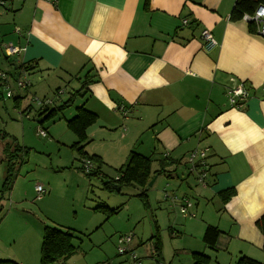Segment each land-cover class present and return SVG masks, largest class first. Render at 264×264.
<instances>
[{
    "label": "crops",
    "instance_id": "crops-1",
    "mask_svg": "<svg viewBox=\"0 0 264 264\" xmlns=\"http://www.w3.org/2000/svg\"><path fill=\"white\" fill-rule=\"evenodd\" d=\"M51 1L10 0L0 8V23L8 22L2 26L7 34L1 39L4 67L0 70L8 75L13 98H22L14 109L28 115L34 111L36 96L52 100L49 108L60 107L74 97L72 105L59 114L66 128L80 107L96 114L98 120L88 129L84 151L101 158L103 176L108 180L117 176L116 171L127 164L132 152L152 157L153 174L167 157L173 165L166 167V174L154 176L153 186L159 176L176 179L182 183L180 191L171 183L172 190L194 200V217H185L177 210L180 203L167 201L169 207L162 194L155 204L157 193L152 194L149 189L153 186H148V208L140 201L153 218L154 206L157 218L146 231L141 229L144 236L150 230V252L143 257L151 259L140 260V264H194L193 254L201 252L211 258L210 264H219L214 260L231 264L241 256L264 262V236L256 225L264 215V37L243 19H233L238 0ZM204 31L212 34L214 45L203 38ZM5 43L21 48V53L7 58ZM24 64L31 65L24 77L32 82L33 90L21 92L15 82L20 77L18 68ZM240 83L250 90V98L238 110L230 107L228 92ZM120 106L129 107L127 116L119 111ZM69 132L75 137L73 141L69 137L74 145L77 138ZM203 148L210 149L207 185L198 184L197 173H192L188 164L189 154ZM2 157L3 148L0 162ZM79 158L77 170L81 171ZM0 165H4L1 190L6 166ZM87 178L90 182L96 177ZM226 190L235 194L224 203L219 194ZM2 201L0 193V206ZM210 205L215 210H209ZM102 206L121 210L109 219L95 210ZM119 207L102 204L93 211L103 214L108 222L125 205ZM164 211L169 227L165 225L163 237ZM180 217L191 219V223ZM4 223L5 219L0 221V260L41 264L46 224L43 228L39 225L34 236L14 237L18 228L8 232L2 228ZM134 226L130 223L129 228ZM210 226L223 234L218 250L203 241ZM179 235L191 240L184 247L175 246ZM155 238L161 244L159 252ZM133 241L131 250L146 244ZM75 245L78 251L72 257L54 264H124L116 257H127ZM178 252L185 254V263Z\"/></svg>",
    "mask_w": 264,
    "mask_h": 264
},
{
    "label": "rangeland",
    "instance_id": "rangeland-1",
    "mask_svg": "<svg viewBox=\"0 0 264 264\" xmlns=\"http://www.w3.org/2000/svg\"><path fill=\"white\" fill-rule=\"evenodd\" d=\"M6 23L8 22L2 21L0 23V67L2 68L4 67V59L1 56V39L7 34L5 30L3 31L2 26L7 25ZM5 44L6 46L8 45V43ZM28 81L32 84L30 80ZM32 88L29 91L33 90ZM3 96V101H0V130L9 134L11 138H15L21 146L28 148L30 153L26 164L21 167L12 193L5 197L2 201V206H0V221L5 219L2 228H5L8 232L18 228L14 233V237L21 235L31 237L36 234V230H40V227L43 228L45 224L63 229H67L66 227L68 226L77 232L75 243L79 246L82 245L81 248L83 250H94L93 252L106 250L114 253V256L119 255L118 238L121 235H131L133 240L135 239L134 243L146 242V244L133 250L138 258L142 255L140 258L142 263L147 259H151L149 256L143 257V255H147L150 252L151 246L147 242L150 238V230L144 236L141 235V229L146 231L150 221L157 217L155 216L154 206L151 207L153 208L151 211L154 218L145 212L142 202L137 198V194L141 190L137 187H124L121 194L117 192L108 193L102 190L101 182L98 179L93 178L89 182L85 174L77 170L79 165L76 160L78 153L71 149L74 142L69 140V137L72 141L75 140V137L66 128L65 121L61 119L62 114L41 126L36 116V112L39 110L37 102L32 101L34 111L25 115L14 109L13 98H7L4 90ZM36 97L41 98L40 96ZM56 97L57 95L54 96V99ZM44 129L48 131V137L46 138L38 134V130ZM92 142L90 141V144ZM2 143L0 141V157L1 149L3 148ZM2 168H4V165H0V170ZM179 171L182 172L184 169L180 168ZM107 173L110 175L114 174L111 170H108ZM171 183L176 185V189L180 191L182 183L176 179H168L164 176H159L158 182L154 186L152 185L153 187L149 191L152 190V194L153 191L157 193L154 197L155 204L160 201L162 194L163 202L165 201V204L170 205L166 202L171 201L164 198L165 191L178 198L184 196L182 193L179 194L178 191H174L175 189L172 190L173 186ZM39 184L49 190V194H45L41 199H38L36 191V185ZM188 196L190 197L191 195ZM190 198L194 203L193 198ZM102 204H107L110 208H116L120 205H125V207L112 219L113 221L105 222L106 218L103 214L93 211L95 207ZM210 206L209 210H215L216 207ZM17 208L21 211H18ZM155 208H158V206H155ZM166 210L171 211L168 207ZM177 210L180 212V208ZM163 214L161 215V226L165 230L164 227L167 225L166 218L168 220V215L166 211ZM174 214L177 213L174 212ZM198 219H201V215H199ZM180 220L191 223V219L181 218ZM130 223H135V226L129 228ZM137 224H139L138 229ZM98 227L100 228L96 231L95 229ZM167 227L169 226L167 225ZM165 232L167 230L162 232L163 237L166 234ZM91 233L92 235L88 238L87 235ZM83 234L86 235L85 237L83 236L84 238L82 237ZM176 240L178 242H175V246L184 247L191 238L189 236L183 237L182 235ZM172 253L177 255L175 251ZM179 254H181V259L185 263V254L178 252V256ZM199 254L209 257L205 252ZM116 258L125 261L124 264H132L129 256L123 259L119 256ZM225 258L228 261L231 260L230 257ZM238 259L231 264H236ZM214 261L219 264H230V262L225 263L223 260Z\"/></svg>",
    "mask_w": 264,
    "mask_h": 264
},
{
    "label": "trees",
    "instance_id": "trees-1",
    "mask_svg": "<svg viewBox=\"0 0 264 264\" xmlns=\"http://www.w3.org/2000/svg\"><path fill=\"white\" fill-rule=\"evenodd\" d=\"M264 6V0H238L232 17L236 20H242L245 14L253 15L258 6ZM2 8V7H0ZM4 8V7H3ZM251 26V30L255 31L256 27L249 23ZM9 58V57H7ZM31 69V65H21L18 70L20 74L23 70L29 71ZM1 73H5L0 70ZM18 78H16V88L18 91H28L30 87L27 89H19L17 86ZM87 85V84H86ZM9 88V89H8ZM7 90V98H13V94L10 90L9 79L4 81L0 78V101L3 100V90ZM11 92V97H8V93ZM37 98V97H34ZM21 97H14L13 103L15 108L18 109L21 100ZM74 101V97H71L66 103L57 108H40L36 112V116L38 119L45 117V120L41 123L48 122L50 120L55 119L59 113H61L68 106H71ZM121 107V106H120ZM128 108L129 107H125ZM132 107V106H131ZM30 109V108H28ZM27 109V110H28ZM130 111V110H129ZM21 114H26L25 112H21ZM98 117L96 114L86 110L84 107H80L77 110L76 116L67 121V128L71 131L77 138V143H75L71 149L78 153L80 157L79 160L83 162V166L79 168L87 177H96L102 183V188L108 193H121L124 187H137L142 192H140L137 197L143 201L146 208H148V196L146 190L156 175L166 174V167L173 165V162H170V158H163L160 164V170L152 173V157L143 156L136 152H132L129 156L128 162L118 171H116L117 176L113 179L108 180L107 177L102 175L101 167L102 161L101 158L97 155H88L84 148L88 143V129L97 123ZM11 139V140H10ZM0 141L6 142L3 145V153L4 158L0 163H5L6 171L3 179V184L0 190L2 194V200L9 194H11L15 182L19 176L21 167L26 163V159L29 155V149L21 146L15 138H11L9 134L0 130ZM208 157V156H207ZM90 162L93 165V170L90 172H86L84 170L85 162ZM176 163V162H175ZM96 165V166H95ZM96 167V168H95ZM235 194L234 190H226L221 192L219 195L224 203H227L229 199ZM96 211H101L106 214V216L110 219L117 212L121 210V207L117 209H108L107 207H99L95 209ZM257 227L261 231L264 236V215L257 221ZM222 232L216 227H208L205 231L203 241L210 248L214 250H218L219 248V240L222 237ZM76 232L68 229H60L52 226H44L43 228V237H42V245L40 251V263L41 264H54L56 262L62 260H68L72 257L77 251L78 246L75 245ZM155 247L159 252V248L161 247L160 241L158 238H155ZM157 252V251H156ZM158 257L160 255L158 254ZM194 264H210L211 258L205 255L194 253L193 254ZM0 264H19L12 260H0ZM236 264H264V262H258L249 257L242 256L238 259Z\"/></svg>",
    "mask_w": 264,
    "mask_h": 264
},
{
    "label": "built area",
    "instance_id": "built-area-1",
    "mask_svg": "<svg viewBox=\"0 0 264 264\" xmlns=\"http://www.w3.org/2000/svg\"><path fill=\"white\" fill-rule=\"evenodd\" d=\"M10 0H0V7H5ZM51 1V0H45ZM52 2V1H51ZM243 20L252 23L256 27V32L264 37V6L260 5L257 7L253 15L245 14ZM203 38L208 41L211 45L215 44L214 38L212 34L208 31L203 32ZM22 49L14 46V45H7L5 46V54L7 57L11 58L17 56L21 53ZM26 74L25 72H21L20 77H18L17 86L19 89H27L31 86V83L27 80V77H24ZM0 78L4 81L8 80V75L6 73L0 72ZM8 90V89H7ZM8 97H11V92L8 93ZM250 98V90L246 87L245 83H240L237 86L233 87L228 92V101L230 107L234 109L241 110L243 109L245 103ZM35 102L39 104L41 108H47L48 106L53 104L52 100H40L38 98L33 99ZM119 111L124 115L127 116L129 110L124 108L123 106L119 107ZM38 134L42 137H47L48 134L46 130H38ZM209 148H203L201 150H194L189 154L188 157V164L191 166V172L197 173V182L201 185H207L208 176H209V167L207 164V156L209 154ZM84 170L86 172H90L93 170V165L90 162H85ZM36 191L38 193V199H41L46 190L42 185L36 186ZM165 200H170L173 203H180V213L185 217H194V214L191 212L193 208V202L189 197H182L178 198L177 196L165 191ZM133 241V236L131 235H121L117 242H118V253L121 256H129L132 264H140V259L137 257L135 252L131 250L130 245Z\"/></svg>",
    "mask_w": 264,
    "mask_h": 264
},
{
    "label": "water",
    "instance_id": "water-1",
    "mask_svg": "<svg viewBox=\"0 0 264 264\" xmlns=\"http://www.w3.org/2000/svg\"><path fill=\"white\" fill-rule=\"evenodd\" d=\"M45 120V117H42L41 119L38 120V122H43ZM155 182V180H152V182H150L149 187H152L153 183Z\"/></svg>",
    "mask_w": 264,
    "mask_h": 264
}]
</instances>
